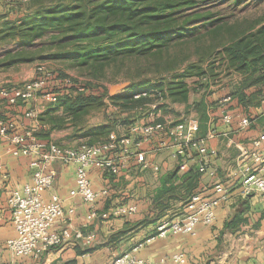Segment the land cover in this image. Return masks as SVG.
<instances>
[{
  "label": "crops",
  "instance_id": "obj_1",
  "mask_svg": "<svg viewBox=\"0 0 264 264\" xmlns=\"http://www.w3.org/2000/svg\"><path fill=\"white\" fill-rule=\"evenodd\" d=\"M27 2L18 0L0 2V29L5 22L20 20L29 13H33L35 5L27 10L25 8ZM29 69H31L29 65L9 62L0 54V88L16 85L22 76L30 72ZM231 75L234 76V82L227 84L221 90L215 89L204 97L206 121L203 128L199 127L198 132L208 151L214 152L213 155L209 153L206 157L210 167L215 170L214 177L198 173V154L194 153L191 160L184 161L171 158L166 150L148 154L146 160L149 165L146 169L139 167L133 158H127L126 167L118 175H111L96 168H91L89 171L93 189L107 192V195L97 203V213L110 212L121 204L118 201L125 199L121 197L124 194L111 192V189L119 186L118 183L123 178L127 179L128 175L132 174V170L149 172L153 181L157 182L154 187L156 190L168 174L177 173L172 182L179 186L188 172H197L198 180L193 194L202 193L205 198H213V186L216 183H221L229 189L227 201L216 208V220L213 225H199L192 235H169L163 239L147 242L150 235L145 239L146 236L140 238L138 233L131 234L135 231L133 228L141 227L137 222L144 219L145 214L142 217L138 214L118 216L107 221L94 219L85 224L87 206L81 202L80 198L69 197V191L75 185L74 167L56 163L52 166L55 171L54 183L44 196L47 199L52 194L59 196L65 209L74 208V215L58 222L53 230L58 232L61 227L69 223L73 230H79L83 234L93 233L95 235L93 247L90 248V245L84 248L80 241L72 239L59 248L43 252L37 258L14 257L4 247L5 242L15 236L6 198L12 190L30 181L31 171L28 168L29 159L13 157L7 142L0 138V166L2 167L0 171V264H108L113 258L119 256L118 253L131 251L135 247L138 248L135 252L138 258L156 263L160 258L183 253L186 257L185 264H264V193L243 194L240 186L242 171L246 166H250L253 170L262 167L260 175L264 178V162H256L254 158V154L261 156L264 153V138L258 147L253 145L255 140L264 136V100L261 99L257 106L241 105L236 97L229 95L232 85L236 84L241 76L237 73ZM253 91L255 88L250 89L246 94L249 95ZM227 96L230 99L223 107L220 101ZM110 97L112 95L105 97L102 102H109L107 106L111 111L118 110L119 107L111 101ZM56 102L57 98L54 96L38 95L32 102H19L9 106L0 98V118L13 121L18 132L31 131L37 139L52 142L61 147H77L81 144L105 140L110 134L128 135L133 126L152 120L147 118L148 116L137 117L134 108L120 109L114 112V115L111 114V117L104 115L96 124H90L89 121L79 124L67 123L71 121V116L64 112L62 107L56 109ZM30 108L37 113L36 120L25 118L24 114ZM224 108L231 116L229 124H225L221 119ZM118 112L121 114L119 115ZM243 117L250 119V125L247 128L238 126ZM155 118L157 121L166 120L160 114H156ZM101 127H109L105 130L108 133L99 132L97 128ZM211 132L214 136L207 137V134ZM127 203L137 205L132 200ZM142 204L145 205V203ZM181 207L178 204L176 211L182 212ZM139 208L142 207L138 205L137 210ZM234 216L242 221L237 223L235 229L225 228V224Z\"/></svg>",
  "mask_w": 264,
  "mask_h": 264
},
{
  "label": "trees",
  "instance_id": "obj_2",
  "mask_svg": "<svg viewBox=\"0 0 264 264\" xmlns=\"http://www.w3.org/2000/svg\"><path fill=\"white\" fill-rule=\"evenodd\" d=\"M27 1L28 4L32 0ZM86 1L84 9L80 10V4L62 6L54 1L38 3V0H33L37 3L33 13L20 20L5 22L3 27L18 25L15 26L14 36L17 39L16 47L19 49L35 47L37 50L35 54L41 55L43 59H66L78 66H88L95 70L103 66L104 61L111 57L143 56L157 51L175 39H182L192 34L198 28L196 22L205 28L212 23H218L216 19L206 22L207 19L198 14L190 17L178 14L179 10L196 4V0ZM231 1L239 5L248 0ZM4 28L3 32L6 31ZM215 28L207 30V33H215L219 29ZM217 49L216 52L210 51L201 58L197 66L187 67L182 74L174 76L175 80L170 81L165 86V90H159V94L171 103L186 102L189 90L185 78L196 76L197 87L206 91L210 84L215 82V66L219 63L227 76L232 73L241 76V79L232 85L229 95L236 97L244 107L259 105L260 100L264 99V20L235 33L227 41L220 43ZM27 60V57L19 56L9 62ZM49 70L53 78L47 91L42 95L56 97V109L62 107L72 120L77 121L81 111L85 112L88 107L95 104L101 105L102 100L108 97V95L91 94L90 84H78L62 69ZM191 71L195 73L192 74ZM66 80L68 83L65 82ZM79 87L83 91H78ZM155 87L160 88L158 85L151 88L149 86L150 90L146 88V91L139 92L136 94L137 98L136 95L124 93L112 96L110 99L118 107L120 105L122 110L136 109L150 102L153 93L151 89ZM252 88H255V91L247 95L246 92ZM204 95L208 94H203L197 102L190 105L199 115L200 128L204 127L206 121ZM108 128L97 129L104 133ZM98 141L101 140L87 144L92 145ZM176 174L166 175L156 190L152 201L156 211L148 224L154 223L163 216L162 210L170 201L177 202L183 209L193 194L198 180L197 172H188L179 186L172 182ZM241 221L242 219L234 216L225 224V228L235 229L237 223Z\"/></svg>",
  "mask_w": 264,
  "mask_h": 264
},
{
  "label": "built area",
  "instance_id": "obj_3",
  "mask_svg": "<svg viewBox=\"0 0 264 264\" xmlns=\"http://www.w3.org/2000/svg\"><path fill=\"white\" fill-rule=\"evenodd\" d=\"M4 1L8 0H0V2ZM26 1L21 0V2ZM52 78V72L49 69L38 67L34 70L33 77L22 84L2 86L0 98L9 106L19 102H32L39 94L42 95L47 91ZM65 82L68 83V80ZM78 91H83V89L79 87ZM137 97L138 95L135 96ZM229 99L230 97L227 96L220 102L225 105ZM24 116L37 119V113L32 108L28 109ZM221 119L225 124L231 122V116L226 109H223ZM249 125L248 117L241 118L238 123L240 128H247ZM198 132L199 123L194 118L181 122L153 120L133 126L128 135L110 134L107 139L92 145L61 147L52 142L37 139L31 131L18 132L13 121L0 118V138L7 142L13 157L29 159L28 168L31 171L30 181L12 190L6 198L15 236L5 242V249L14 257L37 258L43 252L59 248L72 239L82 241L85 245L93 242V234L84 236L81 231L73 230L69 223L61 227L58 232L53 230L58 222L74 215V208L65 209L59 196L52 194L48 199L44 196L54 183L55 171L52 168L54 164L74 167L75 185L69 191V197L80 198L81 202L87 206L88 212L84 218L87 224L96 219L97 203L107 195L105 190L93 189L89 178L91 168L118 175L126 167V159L133 158L139 167L146 169L149 165L146 160L148 154L166 150L171 158L184 161L191 160L194 153L198 154V173L214 177L215 170L210 167L206 159L209 153L213 155L214 152L208 151L204 140L198 136ZM213 136L212 132L207 134L209 138ZM263 138L264 136H261L255 140L253 145L258 147ZM254 158L256 162L263 163L264 153L261 156L254 154ZM261 168L253 170L250 166L244 167L240 178L243 194L264 193V178L260 175ZM0 171H2L1 166ZM213 192L214 197L209 199L205 198L202 193L192 194L180 215L171 221H161L147 242L163 239L169 235H192L199 225H213L216 220V208L227 201L229 189L221 183H216L213 186ZM135 211V208L130 206L121 208L114 214L124 215ZM102 216L105 217V214ZM137 249L135 247L127 253L116 256L108 264L186 263L183 253L160 258L157 263L140 259L135 255Z\"/></svg>",
  "mask_w": 264,
  "mask_h": 264
},
{
  "label": "rangeland",
  "instance_id": "obj_4",
  "mask_svg": "<svg viewBox=\"0 0 264 264\" xmlns=\"http://www.w3.org/2000/svg\"><path fill=\"white\" fill-rule=\"evenodd\" d=\"M44 1H54L55 3L62 6H73L80 4V10H83L87 4L86 0H83L84 2L81 0L80 2L78 0H38V3H44ZM36 4L37 3L35 2L29 1L25 8L30 10V8H33L34 5L36 7ZM178 14H183L185 17L198 14L205 17L207 19L206 22L216 19L218 20V23H212L205 28L196 22L198 28L195 29L192 34L186 35L182 39H175L157 51L146 53L143 56L135 55L131 57H111L106 62L104 61L103 66H99L95 70L93 68L90 69L88 66H78L66 59H43L41 55L35 54L37 51L35 50V47L20 49L17 48V39L15 38L14 34L15 26L18 25H7V28L2 26L0 29V33L2 32L0 35V54L2 58L5 57L7 60H14L19 56L28 58L27 61H18V63L29 65L31 69H29L30 72L22 76L21 79L17 81L16 85H20L22 82L32 78L34 70L38 67H45L46 69L53 70H57L58 68L62 69L65 74L78 82V84H90V93L97 96H109L110 88L119 84L127 85L124 88L115 91L112 96L124 93L136 95L139 92L146 91L145 89H148L149 86L151 88V86L158 85L160 87L159 89H156L158 87L151 89V92L153 93H151L150 102H148L147 105L136 108L135 115L137 114V117L148 116L147 118L152 119L151 121H153L156 120L155 115L160 114L166 118L167 122H181L190 118L198 120V113L193 110L190 105L197 102L203 94L207 93L209 95V92L215 89L221 90V88L226 87L227 84L234 80V76H227L226 73H224L223 68L219 63L215 66V82H212L206 91L197 87V79L195 78L196 76L191 75L193 77L185 78V82L189 90L187 92V103H171L165 100L162 97V94H159V90H165V86L170 81L175 80L173 79L174 76L182 74L185 68L197 66L199 64V60L204 58L210 51L213 53L214 51L216 52L220 43L227 41V39H229L235 33L253 23L263 21L264 0H248L246 2L240 3L239 5H235L231 0H196V4H194L192 7L190 6L179 10ZM178 22L180 23V19ZM3 28L6 30L5 32H3ZM213 28L219 29L215 33L208 34L207 30ZM215 60H217L216 55ZM191 73L194 74L195 72L191 71ZM204 97H207V95H204ZM106 101L108 102L107 99ZM107 104L110 103L102 102L101 105H92L88 107L85 112H80L81 114L79 115L77 121L71 119V121H67V123L73 122L79 124L83 121H89L90 124H96L101 120V117H104V115L111 117V114L114 115V112L119 111L120 108H122L119 105L118 110L111 111ZM220 105L225 106L221 102ZM118 114L120 115L121 113L118 112ZM119 115L115 114V116ZM120 135L122 136L125 134ZM118 184L120 185L114 186V188L111 189V192L116 191L121 195L124 194L121 197L125 199H120L118 202L121 204L116 206L117 208L112 209L110 212L97 213L96 219L107 221L118 216H130L133 214H138L140 217H142L145 214V218L137 222L139 223L138 225H141V227L133 228L135 231H133L131 234L138 233V235L140 234V238L142 236H146L145 239H147L148 235L151 236L155 233L156 227L161 221L174 220L181 213L176 211L178 209V203L170 201L169 205H167V207L162 210L163 217L154 223L148 224L156 211V209L153 207L152 201L153 197L156 195V188L154 187L157 185V182L153 181V177H151V174L147 171L141 172L138 169L132 170V174L128 175L127 179L123 178ZM131 200L137 203V205H129L127 202ZM142 203H145V205ZM138 205L142 207L139 208V210H137ZM130 206L135 208L136 211L134 213L124 215L114 214V212L117 210L121 208H128ZM113 207H115V205ZM103 214H105V217L102 216ZM145 219L147 221L144 222ZM92 234L93 233L86 232L83 235L88 236ZM80 242L82 243V241ZM92 243L90 244V248L93 247ZM90 245L82 244L84 248H88ZM126 249H128V247H126ZM127 252H129V250L122 251L117 255Z\"/></svg>",
  "mask_w": 264,
  "mask_h": 264
},
{
  "label": "water",
  "instance_id": "obj_5",
  "mask_svg": "<svg viewBox=\"0 0 264 264\" xmlns=\"http://www.w3.org/2000/svg\"><path fill=\"white\" fill-rule=\"evenodd\" d=\"M127 84H119V85H114L110 88L109 90V94L112 95L115 93V91H118L122 88H124Z\"/></svg>",
  "mask_w": 264,
  "mask_h": 264
}]
</instances>
